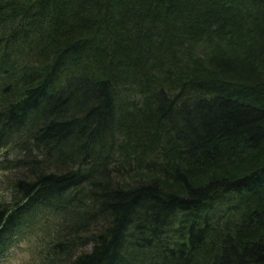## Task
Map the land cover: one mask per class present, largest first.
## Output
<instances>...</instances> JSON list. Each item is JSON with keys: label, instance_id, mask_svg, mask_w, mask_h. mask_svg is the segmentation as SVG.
Returning a JSON list of instances; mask_svg holds the SVG:
<instances>
[{"label": "trees", "instance_id": "trees-1", "mask_svg": "<svg viewBox=\"0 0 264 264\" xmlns=\"http://www.w3.org/2000/svg\"><path fill=\"white\" fill-rule=\"evenodd\" d=\"M0 169L1 258L264 264V0H0Z\"/></svg>", "mask_w": 264, "mask_h": 264}, {"label": "rangeland", "instance_id": "rangeland-1", "mask_svg": "<svg viewBox=\"0 0 264 264\" xmlns=\"http://www.w3.org/2000/svg\"><path fill=\"white\" fill-rule=\"evenodd\" d=\"M15 157V156H14ZM18 169L15 171H7L0 169V201L12 200V188L10 181L14 175L18 174ZM39 236H42L41 231L36 230L30 236V241H21L14 249H11L7 258L0 257V264H36L38 258Z\"/></svg>", "mask_w": 264, "mask_h": 264}]
</instances>
